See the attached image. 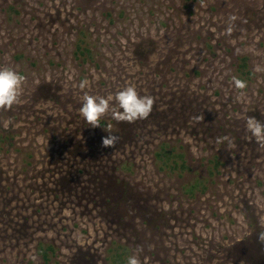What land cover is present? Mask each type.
I'll use <instances>...</instances> for the list:
<instances>
[{
    "label": "rangeland",
    "instance_id": "374dc122",
    "mask_svg": "<svg viewBox=\"0 0 264 264\" xmlns=\"http://www.w3.org/2000/svg\"><path fill=\"white\" fill-rule=\"evenodd\" d=\"M242 57L254 75L238 90ZM5 66L27 79L0 110V264H113L118 245L141 264H264V148L246 129L264 122V0H0ZM128 85L154 97L147 119L80 115L85 93ZM104 123L119 140L100 150ZM163 142L191 172L158 168ZM214 155L208 191L190 193ZM40 243L56 248L49 263Z\"/></svg>",
    "mask_w": 264,
    "mask_h": 264
},
{
    "label": "clouds",
    "instance_id": "9594fccd",
    "mask_svg": "<svg viewBox=\"0 0 264 264\" xmlns=\"http://www.w3.org/2000/svg\"><path fill=\"white\" fill-rule=\"evenodd\" d=\"M238 19L235 15L229 17V25L225 34L231 35L233 25ZM259 70V69H257ZM27 77L11 67H0V110L11 109L21 101L23 86ZM232 81L238 90L247 87L246 81L233 76ZM89 81L84 79L80 82L79 88L85 89ZM113 102L116 107H113ZM155 103L154 97L150 95H140L134 85H128L118 91L114 96L107 97L90 95L85 93L79 109L80 115L86 120L88 125L93 128L101 127L102 118L111 112L112 119L118 122L134 123L137 120L147 119L152 112ZM197 121L203 120V116L194 117ZM104 130L108 133L102 137V147H115L119 140L118 135L112 131L111 124H104ZM246 129L255 139L258 146L264 148V122L249 116L246 120ZM218 144L227 142L229 148L233 147V141L228 136L218 137ZM258 241L264 245V232L258 234ZM137 251H141L138 249ZM127 264H141L137 255L128 257Z\"/></svg>",
    "mask_w": 264,
    "mask_h": 264
},
{
    "label": "trees",
    "instance_id": "16d2710c",
    "mask_svg": "<svg viewBox=\"0 0 264 264\" xmlns=\"http://www.w3.org/2000/svg\"><path fill=\"white\" fill-rule=\"evenodd\" d=\"M77 53L84 58H93L92 50L85 40H81L80 44H78ZM240 60L241 63L239 64L238 72L242 77V80H244L245 78L251 79L254 73L251 69H249L248 57H242L240 58ZM103 132H106L104 128H103ZM106 133L105 136L108 135V133L107 135ZM116 135L119 136V133L117 132ZM98 141H100L99 142L100 144H98L100 150L107 148V147H102V137H100ZM96 149H98V147ZM96 149L94 145L92 146V148H90V150L94 153H96ZM154 159L158 168L161 171L167 173L168 175L177 174L178 176H183L184 174H186L187 171L191 172L186 155L182 151L179 152L178 147L174 146L169 142H163L159 146V148L154 153ZM222 165H223V161L221 160L219 155H214V157L209 160V170H208L209 177L208 178L197 177L194 183L189 185L187 190L192 194H194L197 191L203 193L207 192L209 189L210 181L216 176V171H218ZM69 177L72 176L69 174ZM66 181L68 183V180ZM98 190H100L99 192H101L100 194L102 195L103 190L100 188ZM38 250H39V255L47 263L50 262L51 255H54L56 253L55 246L51 244L40 243L38 245ZM110 254H111V261L113 262V264H127L128 256L130 255V249L125 245H118L117 248H113L111 250Z\"/></svg>",
    "mask_w": 264,
    "mask_h": 264
}]
</instances>
